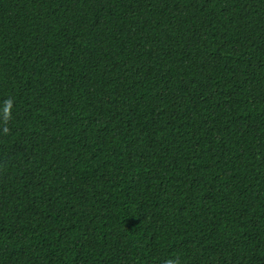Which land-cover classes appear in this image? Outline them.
Returning <instances> with one entry per match:
<instances>
[{
	"label": "trees",
	"instance_id": "trees-1",
	"mask_svg": "<svg viewBox=\"0 0 264 264\" xmlns=\"http://www.w3.org/2000/svg\"><path fill=\"white\" fill-rule=\"evenodd\" d=\"M264 264V0H0V264Z\"/></svg>",
	"mask_w": 264,
	"mask_h": 264
},
{
	"label": "clouds",
	"instance_id": "clouds-1",
	"mask_svg": "<svg viewBox=\"0 0 264 264\" xmlns=\"http://www.w3.org/2000/svg\"><path fill=\"white\" fill-rule=\"evenodd\" d=\"M168 264H173V262L172 261H169Z\"/></svg>",
	"mask_w": 264,
	"mask_h": 264
}]
</instances>
